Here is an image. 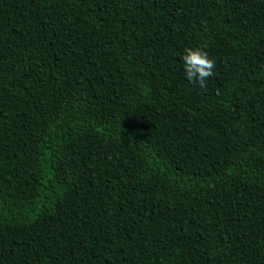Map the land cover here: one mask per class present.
Instances as JSON below:
<instances>
[{"label": "trees", "instance_id": "obj_1", "mask_svg": "<svg viewBox=\"0 0 264 264\" xmlns=\"http://www.w3.org/2000/svg\"><path fill=\"white\" fill-rule=\"evenodd\" d=\"M0 264H264V0H0Z\"/></svg>", "mask_w": 264, "mask_h": 264}, {"label": "clouds", "instance_id": "obj_2", "mask_svg": "<svg viewBox=\"0 0 264 264\" xmlns=\"http://www.w3.org/2000/svg\"><path fill=\"white\" fill-rule=\"evenodd\" d=\"M184 62V71L187 81L198 85L201 89L206 87V79L213 75L214 60L200 48L185 49L181 57Z\"/></svg>", "mask_w": 264, "mask_h": 264}]
</instances>
